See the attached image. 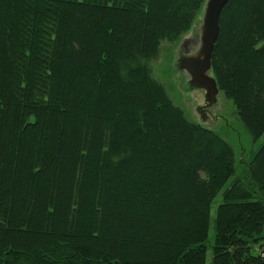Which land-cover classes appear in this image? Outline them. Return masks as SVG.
Instances as JSON below:
<instances>
[{
    "label": "trees",
    "instance_id": "1",
    "mask_svg": "<svg viewBox=\"0 0 264 264\" xmlns=\"http://www.w3.org/2000/svg\"><path fill=\"white\" fill-rule=\"evenodd\" d=\"M204 1L0 0V264H206L235 154L146 64ZM219 23L212 75L256 140L264 0H229ZM247 165L210 264H264V143Z\"/></svg>",
    "mask_w": 264,
    "mask_h": 264
},
{
    "label": "rangeland",
    "instance_id": "2",
    "mask_svg": "<svg viewBox=\"0 0 264 264\" xmlns=\"http://www.w3.org/2000/svg\"><path fill=\"white\" fill-rule=\"evenodd\" d=\"M205 4L194 22L190 31L174 43L163 41L156 58L147 62L151 77L160 84L174 105L180 107L188 120L201 124L209 130H213L229 144L235 154V173L227 180L222 191L214 197L210 207V227L208 237V249L206 252V264H210L211 248L214 239L213 225L216 207L222 202V194L236 177L243 179L247 162L256 154V150L264 143V134L253 140L250 133L239 121L237 110L233 100L224 97L222 92L208 83L197 84L192 80L189 69L183 68L179 63L182 57L190 58L200 55V43L193 42L198 35L201 38L202 18ZM206 75L213 77L211 70ZM252 253L258 255V249L253 248Z\"/></svg>",
    "mask_w": 264,
    "mask_h": 264
},
{
    "label": "water",
    "instance_id": "3",
    "mask_svg": "<svg viewBox=\"0 0 264 264\" xmlns=\"http://www.w3.org/2000/svg\"><path fill=\"white\" fill-rule=\"evenodd\" d=\"M205 8L203 11L201 38H195L196 41L193 45H196L199 40L200 43V55L201 57H182L179 63L183 68L189 69L191 82L195 81L197 84L204 85L205 83L211 84L217 89L216 80L213 77H208L206 73L211 70V54L214 48V43L218 38L219 32V18L223 7L229 2V0H206ZM219 91V89H218Z\"/></svg>",
    "mask_w": 264,
    "mask_h": 264
},
{
    "label": "built area",
    "instance_id": "4",
    "mask_svg": "<svg viewBox=\"0 0 264 264\" xmlns=\"http://www.w3.org/2000/svg\"><path fill=\"white\" fill-rule=\"evenodd\" d=\"M258 252H259L260 259H261V260L263 261V263H264V240L262 241V244H261V246L259 247Z\"/></svg>",
    "mask_w": 264,
    "mask_h": 264
},
{
    "label": "bare ground",
    "instance_id": "5",
    "mask_svg": "<svg viewBox=\"0 0 264 264\" xmlns=\"http://www.w3.org/2000/svg\"><path fill=\"white\" fill-rule=\"evenodd\" d=\"M205 1H206V0H205ZM205 1H204V2H205ZM205 3H206V2H205ZM205 3H204V4H205ZM193 26H194V25H193ZM193 26H192V27H193ZM190 30H191V29H190ZM190 30H189V31H190ZM211 72H212V68H211ZM190 76H191V74H190Z\"/></svg>",
    "mask_w": 264,
    "mask_h": 264
}]
</instances>
